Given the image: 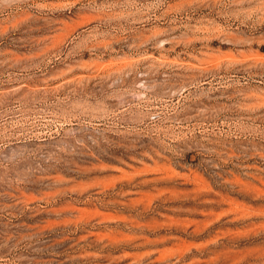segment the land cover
<instances>
[{"label":"rangeland","instance_id":"1","mask_svg":"<svg viewBox=\"0 0 264 264\" xmlns=\"http://www.w3.org/2000/svg\"><path fill=\"white\" fill-rule=\"evenodd\" d=\"M0 264H264V0H0Z\"/></svg>","mask_w":264,"mask_h":264}]
</instances>
